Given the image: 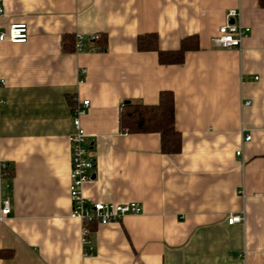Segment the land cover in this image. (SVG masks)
<instances>
[{
  "label": "crops",
  "instance_id": "1",
  "mask_svg": "<svg viewBox=\"0 0 264 264\" xmlns=\"http://www.w3.org/2000/svg\"><path fill=\"white\" fill-rule=\"evenodd\" d=\"M0 7V31L16 22L29 29L24 43H0V210L3 199L12 201L0 219V249L14 251L0 264H264L258 0H0ZM233 7L251 32L241 49L216 47L212 37ZM146 32L158 33L162 49L196 34L200 48L183 63L161 64L157 51L138 48ZM78 33L84 49L64 51L63 36ZM92 34H106L105 50L94 49ZM165 89L174 92L182 135L181 150L170 154L158 133L119 128L126 101L156 103ZM70 97L90 100L81 123L97 162L85 196L143 207L92 224L87 243L83 222L70 216ZM231 214L244 220L231 224Z\"/></svg>",
  "mask_w": 264,
  "mask_h": 264
},
{
  "label": "built area",
  "instance_id": "2",
  "mask_svg": "<svg viewBox=\"0 0 264 264\" xmlns=\"http://www.w3.org/2000/svg\"><path fill=\"white\" fill-rule=\"evenodd\" d=\"M2 7H0V12ZM241 12L238 7L230 8L227 13V21L220 26L218 33L212 37L213 44L222 48H242L243 39L251 32V27L241 21ZM233 20V22H232ZM29 29L25 22L12 23L7 30L0 31V43L9 41L12 43H24L28 40ZM91 39L98 37V34L89 36ZM86 37L82 33L76 35V50L82 51L85 46ZM81 72H84L82 69ZM3 82V80H2ZM249 103V101H248ZM90 106V100L85 99L75 103L72 107L75 132L71 135L72 168L70 173V216L83 222L82 239L87 243L91 233V225L108 224L121 220L127 214H139L143 211L138 201L123 203L94 201L84 194V184L94 175L97 162V152L93 144L88 141V135L81 123V116L85 114ZM251 133L245 139H251ZM240 150L237 152L240 154ZM3 166H6L4 164ZM12 212V201L10 198L3 199L0 210V219L7 218ZM244 220L241 214H231L228 217L229 223L233 224ZM88 248L86 253H91Z\"/></svg>",
  "mask_w": 264,
  "mask_h": 264
},
{
  "label": "trees",
  "instance_id": "3",
  "mask_svg": "<svg viewBox=\"0 0 264 264\" xmlns=\"http://www.w3.org/2000/svg\"><path fill=\"white\" fill-rule=\"evenodd\" d=\"M261 8H264V0H258ZM95 50H105L108 44L106 34H99L92 39ZM139 50L157 51L161 64H180L185 61L186 53L190 50L199 49V39L196 34L188 35L181 40L176 49H162L159 46V35L156 32H146L137 37ZM62 48L66 52L76 50V35L65 34L62 39ZM72 105L75 98L70 97ZM119 128L127 133H158L161 140L163 153H177L181 150L182 135L176 127V102L172 90H161L156 103H143L138 101H126L120 110ZM4 173L12 170L5 168ZM13 250L0 249V257H11Z\"/></svg>",
  "mask_w": 264,
  "mask_h": 264
},
{
  "label": "water",
  "instance_id": "4",
  "mask_svg": "<svg viewBox=\"0 0 264 264\" xmlns=\"http://www.w3.org/2000/svg\"><path fill=\"white\" fill-rule=\"evenodd\" d=\"M232 22H233V20H232Z\"/></svg>",
  "mask_w": 264,
  "mask_h": 264
}]
</instances>
